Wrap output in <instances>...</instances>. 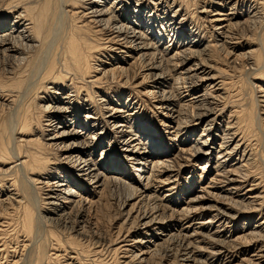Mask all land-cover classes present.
<instances>
[{
	"label": "bare ground",
	"instance_id": "obj_1",
	"mask_svg": "<svg viewBox=\"0 0 264 264\" xmlns=\"http://www.w3.org/2000/svg\"><path fill=\"white\" fill-rule=\"evenodd\" d=\"M148 1L135 0L131 9L132 0H0L6 9L0 16V58L5 73V80H0V99L11 108L4 133H0V169L15 175L8 179L12 192L7 187L6 197L22 209L19 228L27 236L31 234L32 240L42 228V199L38 201L35 192L45 184L49 192L44 199L49 201L43 203L57 216L56 223L68 224L71 230L79 226L78 234L85 235L83 230L96 207L93 198H99L107 186L120 185L130 195L122 207L139 199L123 212L125 223H136L133 235L139 237L118 232L111 251L114 255L118 251L123 258L119 264H142L157 246L173 244L180 261L177 264H193L197 246L193 241L201 229L215 238L217 246L211 251L216 255L215 264L233 262L236 255H243V264H264V243H259L264 241V189L256 191L260 177L251 175V168L258 169L261 147L264 156V145L256 148L258 141L252 144L253 139L247 138L253 125L263 137L264 116L256 112L242 120L241 112L235 118V112H230L234 121L226 122L227 132L223 130L215 149L212 140L217 134L209 127L214 119L211 95L216 93L218 99L227 91L220 72L207 62L218 47L226 48L228 58H236L241 43L236 31L242 25L241 29L252 33L246 37L251 45L239 53L245 60L243 67L264 76V0H241L239 12L240 0ZM191 23H195L194 30L187 28ZM164 32H170L171 37L161 47ZM133 64H138L139 70L130 75ZM137 76L141 81L135 84ZM254 86L262 94L253 103L259 106L261 102L264 108V85ZM142 95L162 116L159 122H166V135L152 124L139 99ZM39 98L43 104L36 101ZM38 122L45 136L27 137ZM198 127L201 131L193 138ZM174 141L189 161H204L197 166L202 174L212 173L196 195L181 200L180 209L174 205L178 199L173 190L179 176L174 173L178 165L172 155ZM23 145L30 147L22 149ZM52 151L59 152L56 160L62 159L68 169L60 171L56 162H51L46 154ZM246 183L247 188L239 192ZM147 200L155 206L138 212L139 206L134 214L136 203L142 205ZM175 213L183 216L185 224L167 221ZM256 214L262 217L254 225L231 229L236 217L251 219ZM47 219L55 220L53 216ZM32 243L28 244L34 247ZM75 249L63 251L66 264L102 261L96 256L87 262L86 251ZM28 253L11 261L39 264L38 257L30 260L32 252ZM58 258L48 254L40 264H61ZM4 261H8L6 256Z\"/></svg>",
	"mask_w": 264,
	"mask_h": 264
},
{
	"label": "rangeland",
	"instance_id": "obj_2",
	"mask_svg": "<svg viewBox=\"0 0 264 264\" xmlns=\"http://www.w3.org/2000/svg\"><path fill=\"white\" fill-rule=\"evenodd\" d=\"M132 1L133 2L131 4V9H133L135 7V4H136L135 0H132ZM148 4H150V3H148ZM242 5L243 4L240 0L239 4H238V8H237L238 12L241 11ZM194 7H196V6H194ZM194 7H190V9H192ZM194 9H192V11H194ZM226 11H229V9H227ZM3 14L4 15L6 14V9L4 6H0V16H2ZM194 25H195V23H191V24L187 25L188 26L187 28L189 30H194V28H195V27H193ZM242 27L243 26L241 25L240 28H238L236 31V33H237L236 37L240 38V39H238V41L241 42L239 45L240 49L242 48V50L239 49L236 52V54H238L239 56L237 55L235 59H233V57H234L233 56V57H230L231 58L230 59L225 54L226 48L224 49V47H218V48H215L216 50L214 49L215 51L213 50V52L210 54L211 59H209V61H207L210 65H213V68H215V70L220 72V74H219L220 79L225 81V83H224L225 93L227 91L226 94L221 95L223 100H222V98H219V97H218V99H219L218 100L217 96H215L216 93H212V95H211L213 98H215V100L213 98H211V100H210V101H213L212 106L214 108V111H213L214 112V114H213L214 119L211 122V124L209 125V127H210L211 131H213L214 133L217 134V136L212 140V143H213V146L215 147V149H218V144H219V141L221 139L220 136H222L223 130L226 129V127H228L226 122L229 123L228 121H230V120H232V122H233L234 121L233 117L235 118V117L239 116L238 114H240V112H241L240 116L243 114L241 117L242 120L243 119L245 120V116L246 117H248V115L251 116V115L255 114L256 112H260V115L264 116V114H262V112L264 111L263 104L260 102L259 106H257L253 103V100L256 97L258 98V96H260L262 94V93L260 94V93L256 92V86H254V85H264V84H262L264 82V76L259 77L258 74L249 73L248 69L246 67H243L245 60H244L243 56H240L239 53L243 51V48H245L246 45H251L250 41L246 40V39L250 38L252 36L251 35L252 33L244 31V28L241 29ZM241 36H242V38H241ZM170 37H171L170 32H164L160 46L163 47L164 45H166L168 43ZM170 43H172V42H170ZM118 55H120V54H118ZM127 58H129L128 61H130V62L133 61L132 58H130V57H127ZM133 65H134V67H132L133 69L131 68L128 72L130 75H132L133 70L135 71L137 69V71H135V72H138V70H139L136 67V66H138V64H133ZM3 67L4 66H3L2 60L0 58V80H5V73H4ZM248 73H249V75H247ZM140 78H141L140 76L134 77L133 80L135 81V84H137L141 81ZM228 83H229V86H228ZM230 85L232 87H230ZM143 86H145V85H143ZM262 87H263L262 90L264 92V86H262ZM0 89H1V87H0ZM137 90H140L141 93L143 92V89L141 87H138ZM137 94L138 93H135L134 95L136 96ZM234 94L235 95L237 94V95L235 96ZM1 95H2V93L0 92V96ZM38 95L44 96V93L39 92ZM3 96L5 97V95H3ZM5 98H7V97H5ZM5 98H3V99H5ZM124 98L125 97H123V99ZM139 99H141L140 101H142V107H144L146 114L149 115L150 120L153 122L152 124L157 126L159 128L160 132H163V134L166 135L167 134L166 131H168L169 128H166V125H165L166 122L165 123H162V121L159 122V120L162 119V116L158 114L157 109H155L149 105V102L152 103L151 100L148 99V97H146L144 95H142ZM259 99H260V97H259ZM36 101L38 103H41V104L44 103V101H42L40 98L36 99ZM36 101H35V99L33 101H31V106L32 105L34 106V103H36ZM53 105H56V104H53ZM216 106H217V108H216ZM222 108H224V109H222ZM188 109H189L188 111L192 110L189 107H188ZM33 110L36 111L35 109H33ZM33 110H32V113L34 115H36V112H34ZM10 112H11L10 106L4 105L2 98H1L0 99V133H2V134L4 133V130H5L4 124L7 120ZM232 112H235L234 113L235 115L233 114L232 115L233 117H229V115L232 114ZM236 114H237V116H236ZM40 124L41 123H39V122L36 123L35 126L33 127L34 131L28 132L31 136L28 134L27 137L34 138V137H37L39 134H42V133L44 134L43 136H45V132L43 130H41L43 125L42 124L40 125ZM261 126L263 127V130H264V122L263 123L261 122ZM201 128L202 127L197 128V132L194 133L193 138L198 137V134L201 131ZM251 131H253L252 134H251ZM226 132H227V129L225 130V133ZM239 132H242V131H239ZM249 132H250V134H248L247 138L250 140L253 139V141H251V143L252 144H253V142L255 143L256 140L258 141V142L256 141L257 142L256 148H259L260 144H261V146L264 145V135H263V137H261L262 135L260 136V133L256 130V127L254 125L251 127ZM238 137H239V135H238ZM254 138H255V140H254ZM167 141H169V140H167ZM177 144L178 143L175 142V144L173 143V146H172V149H173L172 155L178 161V165L175 168L174 173H179V176L177 177L178 180L175 184L176 187L173 191L174 192L176 191L175 197L178 199V202L175 203L174 205H175V207L180 209L182 207L181 200H184L187 197H190L192 195H196L199 187L201 185H205L208 183L207 182V181H209L208 177L212 173L202 174L201 171L197 168V166L200 165V163H202L204 161H199V160L197 162L193 161V160L189 161L187 158L188 156L186 155V152H182L183 150L181 149V146H179V145L177 146ZM28 147H30V146H28ZM28 147L26 148V145H25L24 147H21V148L22 149L23 148L28 149ZM253 147L251 149H254ZM183 149H185V148H183ZM260 149L262 150V147ZM260 149H258V151H257V157H260L257 159L258 162L256 164L258 169L256 168V170H255L253 168L255 170V171H253L251 168V172H253L251 175H253V177L255 176L257 178L260 177V178H258V179H260L259 180L260 182H259V185L257 186L258 187L256 190L257 192L264 189V187H263L264 186V156L260 155ZM99 152H100V150L97 151V153H96L97 156H99V154H100ZM58 153L59 152L55 151V153H54L52 151L50 153H47L46 156L51 160V162H56L57 167L60 171L68 169V168H66L67 165L62 161V159L59 161L56 160ZM255 154H256V152H255ZM263 155H264V153H263ZM123 161H124V159H123ZM127 165H129V164H127ZM146 165H147V163H146ZM130 166L131 165L127 166L128 170H131ZM257 172H258V174L254 175ZM200 175H202L203 178H200ZM12 176H15L12 172L9 171L6 173L0 169V189L2 188V191H0V200L2 199V201L0 203V234H1L0 235V241L2 242V244H4V246L2 245L3 247L0 246V264H1V262H2V264H7V263L8 264H10V263L15 264L13 262L18 260L19 258L22 259V257H27L26 255H29V253H28L29 251H30V253L32 252L31 253L32 256H30V260L32 258L33 259L35 258V260H36V258L38 257L39 264L41 261L43 262L45 260V258L48 256V254H49V256H52V257L55 255H59V258H58V259H60L59 262L61 264H66L67 262L65 260L64 255L63 256H61V255L63 254V251L65 249H67V252H70V253H71V251H76L75 246H76V248H81L82 250L86 251L85 254L87 257V262L88 261L91 262V260H93L94 257L100 256L99 259H102V261H100V264H119V262L123 258H119L120 254L118 253V251L115 252V255H114L113 251H111L116 246V245H114V243L116 244V242H117L116 236L118 235V232L121 236H124L128 232V235H130V236L139 237L138 233H134V235H133V232H134L133 226L136 225V223L131 224L130 221L125 223L123 220L125 218V215L123 214V212H125L130 207V204H132L133 202H135V201L139 202V199L135 198L134 200L129 201L128 205H126L125 207H122V205L125 201V198L127 196V192H128L127 189H125L123 186H120V185H117L114 187L113 186H110V187L107 186L106 188L102 189L103 192L102 191L100 192L99 198H97L98 195L93 198V200L97 199V202L95 203L96 207L94 206V208H92L90 216H92V215H94V216H92L93 218L91 217L92 219L89 218L90 223H88L87 226L85 227L86 229L83 230L86 233H85V235H84V233L82 235V234H78L77 230H81L79 228V226H76V227L72 228V230H71L70 228L69 229L67 228L68 224L66 225L67 226L66 227V226H64V224H60L58 222L56 223L57 216L55 214H53L52 211H49V209H48L49 205H45L43 203L44 201L45 202L49 201V199H47V200L44 199V197L46 195L45 193L49 192V191H47L48 187L45 186V184L44 185L40 184V186H42V187L40 190H37V192H35V198H37L38 201L40 200V198L43 200V201L41 200L42 206H40V214L42 213L41 215L43 216V218L44 217L45 218L43 219L44 224L42 223L43 224L42 228L40 226V230L38 231V234H37L38 236L36 235L37 237L36 236L33 237V240H34V242H33L32 238H31V234L28 233V236H27L26 235L27 232H24L22 229H20L21 228L20 218H21V214H22V209L18 208V206L14 202H12V200H9L10 198L8 199L6 197L8 195V190L11 189L10 192H12V187L9 186V180H8L9 178H12ZM187 176H189V178ZM51 178H52L51 180L54 179L53 177H51ZM189 182H191V183H189ZM4 184H5V188H4ZM196 184H198V185H196ZM220 184L221 183H219V185ZM189 185H191V187H192L191 189H189L190 188ZM246 185H248V183L244 184V186L242 187V189L239 192L244 191V189L247 188ZM7 187H9L8 190H7ZM73 188L77 189L76 187H73ZM77 191H79V190H77ZM164 192L165 191H160L161 194H163ZM214 192H216V190H214ZM79 193H80V191H79ZM128 196H130V195H128ZM75 198H77V197H75ZM88 198H90V196H88ZM53 200H55V199H53ZM138 202L136 203V205L134 207L135 208L134 214L138 211L139 206H140V208H139L140 211H138V212H142L144 209H150L151 207L155 206L154 205L155 203L154 202L152 203V200L151 201L147 200V202L144 201L142 203V205H141V203L138 204ZM169 202L171 204L174 203V202L172 203V201H169ZM210 202H213V201H210ZM147 203H148V205H147ZM71 205L72 204H70V206ZM167 214L168 213H166V215ZM180 214H182L181 211H180ZM46 216L47 217L53 216V218L55 220H52V221L48 220ZM94 217H95V219H94ZM97 217H99V218H97ZM261 217H262V215L257 216V214H256L251 219L250 218L244 219V217L241 215V216L236 217L237 218L236 221H232L233 223L231 222L230 223L231 225L230 224L229 225L231 226V229L236 228V227L241 228L243 226L246 227L249 224L254 225L257 221H259V219ZM179 218H180V220H179ZM170 220H172L176 224H181V225L185 224V220L183 219V216L179 215L177 213L172 215L171 219H168L167 221H170ZM92 222H94V223H92ZM122 223H124V224L122 225ZM130 227L133 229L131 230ZM117 229H120V230L118 231ZM178 229H180V228H178ZM178 229L175 231V233H177L179 231ZM16 230H19L18 233L16 232ZM227 230H229V227H227ZM19 232H21V233H19ZM23 232H24V234H23ZM181 233H182V231H181ZM201 233H202V235H201ZM201 233L197 235L196 241L195 240L193 241L194 242L193 246L197 245V246H195V248H193V251L196 254V255L194 254V259L196 260V262L197 261L198 262L195 263V260H193L192 263L193 264H206L208 262V264H212V263L215 264V262L213 260L216 257V255H214V253L211 252L212 250L215 252V247L217 246V245L215 246L214 241H213L215 238L213 236L206 235L205 234V233H207L206 229L205 230L201 229ZM261 234H263V233H261ZM97 236H99V237H97ZM35 238H37V239H35ZM55 240H57V243H59V246H56ZM59 240H61L62 244ZM29 241H31V243L33 242L32 243L33 245L34 244H36V245L34 247L32 245H29L28 244ZM262 241L263 240H259V243H264V241L263 242ZM1 242H0V245H1ZM3 242H5V243H3ZM71 242H72V244H70ZM149 243H151V241H149ZM210 243L212 245H210ZM24 244L26 246H23ZM61 245L62 246L64 245V247L61 248ZM28 247L30 249H28ZM57 247H58V249H57ZM202 247H203V249H202ZM31 248H33V249H31ZM54 248H56V249H54ZM167 248L169 249V251ZM175 248L177 249V247L174 244L170 245V246H167V245L161 246V248H160V246H157L156 247L157 250H155V252H154L155 255L152 253L153 256L152 255H149L150 257L147 256L148 258L142 264H177V260L179 261V258L177 257V255L175 256V253H174V252H176ZM205 248H207V249H205ZM99 249H100V251L97 253L98 255L96 253H94L95 250H99ZM135 252H136V250H135ZM170 252L173 254H171ZM209 252H210V254L211 253L212 254L210 255ZM22 253H24L25 255ZM116 253H118L119 256ZM93 254H95V255L93 256ZM208 254L211 257L212 256L213 257L211 258ZM5 256H6V259L8 261L3 262V260H5ZM88 259H90V260H88ZM204 259H206V260H204ZM233 259H234L233 262H231V261L229 262L230 264H237V263L243 264V260H242L243 255H238V256L236 255L235 258H233ZM11 260H13V262ZM199 261L202 263H200ZM179 263H180V261H179ZM229 263H227V264H229Z\"/></svg>",
	"mask_w": 264,
	"mask_h": 264
}]
</instances>
